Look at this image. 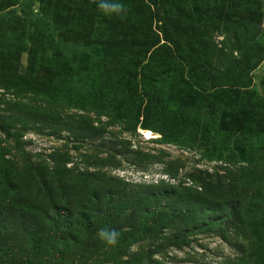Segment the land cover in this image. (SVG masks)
<instances>
[{
	"label": "trees",
	"instance_id": "obj_1",
	"mask_svg": "<svg viewBox=\"0 0 264 264\" xmlns=\"http://www.w3.org/2000/svg\"><path fill=\"white\" fill-rule=\"evenodd\" d=\"M38 2L29 33L32 1L0 0V89L41 94L53 110L15 101L0 114V264H164L153 258L156 247L178 248L191 234L217 229L235 250L218 264H264V97L249 86V71L264 57L261 0H118L127 9L120 15L104 14L100 0ZM95 45L98 59L90 56ZM148 53L158 56L154 77L143 71ZM74 110L108 116L131 137L150 130L160 142L196 146L233 171L206 174L202 191L191 192L163 178L127 186L101 171L122 166L110 151L80 163L57 151L51 165L6 157L3 142L23 146L13 130L37 124L76 139L100 136L105 145L103 130ZM112 142L125 144L119 151L132 145ZM138 147L136 156L150 161ZM169 162L161 172L175 178ZM160 195L193 207L158 210ZM103 228L120 232L116 245L100 240Z\"/></svg>",
	"mask_w": 264,
	"mask_h": 264
},
{
	"label": "rangeland",
	"instance_id": "obj_2",
	"mask_svg": "<svg viewBox=\"0 0 264 264\" xmlns=\"http://www.w3.org/2000/svg\"><path fill=\"white\" fill-rule=\"evenodd\" d=\"M26 2L27 0H22ZM32 1V10L33 12H39V2L38 0ZM91 2H98L99 0H89ZM118 1V0H117ZM146 1V0H145ZM14 10L18 12V5L14 6ZM261 8L263 10L262 22L260 28L264 31V0H261ZM29 11L30 18L28 32L34 29L35 25L33 24L37 18V12L33 13ZM90 24L94 26H99L91 21ZM155 29V22L152 26ZM88 25V29H91ZM201 32V31H198ZM30 35V34H28ZM30 37H26V41L23 48V53L21 54V70L25 68L26 65V51L28 48ZM222 36L215 35L213 40L215 43H220ZM97 44V43H95ZM98 45V44H97ZM93 46L90 50V56L92 59H98L101 57V50L99 46ZM190 49V48H189ZM183 51V50H182ZM170 52L176 56V60L182 64H185L184 58L176 54V47L171 46ZM185 52V51H184ZM184 54V53H183ZM158 66V56L155 53H148L143 67V71L148 74H153L157 71ZM250 84L249 86L256 90L257 94L264 97V57L260 62H258L255 67L249 71ZM46 97L41 94L27 93L24 95H15L10 91L0 89V114L7 116L9 111L4 110L8 105L15 101H24L33 106H39L40 109L51 110L50 104L45 101ZM71 112L79 113L82 117L86 118L88 122L92 123V127L103 130V136L106 137L105 145L101 144L100 136L90 140L83 138H74L71 134L65 129H55L47 125L37 124L38 126L31 127L29 126L26 130H13L17 131L18 137L23 142L22 148L18 151L15 147V139L10 140L8 144L3 142L2 145L7 146L10 154L8 153L6 157H14L18 162H28V163H41L45 161L47 164L51 165L49 157L54 152L67 153L70 155V159L73 162L77 161L80 163V159L85 156L91 160L93 156L105 157L107 156V151L115 155V160L120 161L121 167L115 169L109 166L103 167L101 171L112 175L114 177H119L128 182L127 186H130V183H157L160 178L166 179L169 181L170 185H177L179 189L183 187H188L191 192L193 191H202V186L199 184L200 181L207 182L206 174H219L226 175L225 168L232 167L224 163L222 160L214 159L210 160L205 158L201 151L198 150L196 146H180L175 143H163L158 140L160 137L159 134L153 133L156 135L153 137V134L150 130L137 131L139 134L137 136L131 137L125 131L122 126L117 123H114L110 120L108 116L102 115L100 117H95L93 113L86 110H74ZM81 118V117H80ZM20 127V125H18ZM140 129V127H138ZM113 137L118 140L121 138H126L131 141L132 145L129 148L130 151H119L118 149H123L125 144L113 143ZM0 138L3 139V135L0 134ZM111 138V139H109ZM149 139V140H146ZM136 146L141 148V150L146 154L153 155L150 158V161H147V158L142 154L138 155L135 153ZM126 148V147H125ZM92 157V158H91ZM166 161H170L177 168V174L175 178H170V176L164 172H161L165 168ZM67 165L72 166V161ZM80 165V164H79ZM172 168V166H169ZM91 170H96V167H90ZM195 180H194V178ZM231 180L229 181V183ZM156 209H167L170 211L173 210H191L192 205L187 203H179L173 198L165 195H160V198L155 202ZM151 206L145 209L154 208ZM126 211H129L127 209ZM213 218V216H211ZM210 218V219H211ZM221 229H217V232L211 231H199L188 236L187 243L181 247H174L171 244L165 246L164 248L156 247L154 250L153 258L157 260H162L164 264H218L222 262L227 257L235 256V250L230 248V246L225 242L218 233ZM217 233V234H216ZM1 240L3 237L1 236ZM144 243V242H143ZM140 244V243H139ZM156 245L154 242L153 246ZM137 245L133 246V249ZM145 247H147L145 245ZM158 249H160L158 251ZM89 251H91L89 249ZM91 254L93 252L91 251ZM100 258V256L98 257ZM99 264H108L107 262H100Z\"/></svg>",
	"mask_w": 264,
	"mask_h": 264
},
{
	"label": "clouds",
	"instance_id": "obj_3",
	"mask_svg": "<svg viewBox=\"0 0 264 264\" xmlns=\"http://www.w3.org/2000/svg\"><path fill=\"white\" fill-rule=\"evenodd\" d=\"M98 9L106 15H120L127 10L126 6L117 2V0H100L98 3ZM141 131L143 132V130ZM98 237L107 245L114 246L119 240L120 232L116 229L103 228L98 231Z\"/></svg>",
	"mask_w": 264,
	"mask_h": 264
}]
</instances>
